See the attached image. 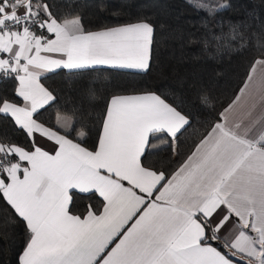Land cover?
<instances>
[{
  "label": "snow or ice",
  "instance_id": "6c2138e0",
  "mask_svg": "<svg viewBox=\"0 0 264 264\" xmlns=\"http://www.w3.org/2000/svg\"><path fill=\"white\" fill-rule=\"evenodd\" d=\"M186 2L209 17L231 8ZM63 7L0 0V128L14 129L0 131V210L23 231L16 264H264V17L206 26L205 50L257 53L226 100L198 97L208 118L156 91L113 92L90 120L93 140L80 105L46 117L49 74L147 73L156 26L139 17L93 30ZM157 149L167 167L150 162Z\"/></svg>",
  "mask_w": 264,
  "mask_h": 264
},
{
  "label": "trees",
  "instance_id": "16d2710c",
  "mask_svg": "<svg viewBox=\"0 0 264 264\" xmlns=\"http://www.w3.org/2000/svg\"><path fill=\"white\" fill-rule=\"evenodd\" d=\"M58 2L64 5L63 12L79 14L85 27L93 30L139 17H150L156 26L157 50L147 73L105 69L74 78L68 77L65 71L49 74L46 83L56 90L57 101L46 117L54 116L58 109L80 105L85 113L83 122L91 129L93 140L96 125L90 120L98 119L104 102L102 96L113 92L156 91L177 104L183 102L185 110L196 119L208 118V112L201 109L198 97L206 94L213 100H226L240 85L249 60L257 53L254 49L242 53H216L213 43L205 50L202 37L206 35V26L218 32L217 24L222 23L226 31L228 22L244 20L253 10L264 17V0H220L231 4V8L214 17L195 11L186 0ZM93 81H98L94 99L87 92ZM0 131L11 134L14 129L5 125ZM191 143V138L183 137L182 151H187ZM149 159L156 167H167L170 163L169 153L159 149L154 150ZM8 217V211L0 210V264H16L22 246L23 231L18 226L5 224Z\"/></svg>",
  "mask_w": 264,
  "mask_h": 264
},
{
  "label": "crops",
  "instance_id": "0c3cea01",
  "mask_svg": "<svg viewBox=\"0 0 264 264\" xmlns=\"http://www.w3.org/2000/svg\"><path fill=\"white\" fill-rule=\"evenodd\" d=\"M95 30H98V29H95Z\"/></svg>",
  "mask_w": 264,
  "mask_h": 264
}]
</instances>
